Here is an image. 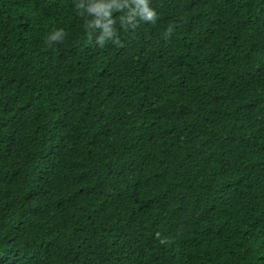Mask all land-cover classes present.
<instances>
[{
    "label": "trees",
    "instance_id": "obj_1",
    "mask_svg": "<svg viewBox=\"0 0 264 264\" xmlns=\"http://www.w3.org/2000/svg\"><path fill=\"white\" fill-rule=\"evenodd\" d=\"M73 4L0 0V264H264V0Z\"/></svg>",
    "mask_w": 264,
    "mask_h": 264
},
{
    "label": "clouds",
    "instance_id": "obj_2",
    "mask_svg": "<svg viewBox=\"0 0 264 264\" xmlns=\"http://www.w3.org/2000/svg\"><path fill=\"white\" fill-rule=\"evenodd\" d=\"M73 9L82 18L85 31L94 36L99 47H104L107 42H119L117 26L131 31L141 22L155 24L159 17L152 0H74ZM168 32H171V27ZM66 36L64 28H55L46 37V43H62Z\"/></svg>",
    "mask_w": 264,
    "mask_h": 264
}]
</instances>
